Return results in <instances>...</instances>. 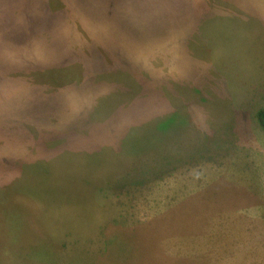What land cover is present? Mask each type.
Listing matches in <instances>:
<instances>
[{"label": "rangeland", "instance_id": "rangeland-1", "mask_svg": "<svg viewBox=\"0 0 264 264\" xmlns=\"http://www.w3.org/2000/svg\"><path fill=\"white\" fill-rule=\"evenodd\" d=\"M114 2L134 14L72 0L59 17L66 72L35 42L0 41V122L44 81L50 96L60 81L74 91L72 72L98 74L66 102L88 116L67 144L0 125V159L46 170H0V264H264V0H102ZM34 5L18 0L11 15ZM137 22L141 39L123 27Z\"/></svg>", "mask_w": 264, "mask_h": 264}, {"label": "trees", "instance_id": "trees-1", "mask_svg": "<svg viewBox=\"0 0 264 264\" xmlns=\"http://www.w3.org/2000/svg\"><path fill=\"white\" fill-rule=\"evenodd\" d=\"M17 1L18 0H0L1 43L6 44L7 47H11L13 49H20L22 48V45H32V43L35 42L40 47H42V51L46 55L54 58V65H49H52L50 67L52 70L57 69V71L60 73L66 72V69L71 64L72 56L62 55L61 43L63 41V38H57V32L53 27L55 26V24L59 23V17L67 14L68 8L73 6L71 4L72 0H34L35 5L32 7L34 8L33 10L36 11L35 15L21 16L18 19H14L11 15V11L14 7L13 5H15ZM73 2L79 6L89 8L90 10H99L109 16L116 15L117 17H119V19H121L122 22H124L122 20V17L126 16V18L128 19L129 16L134 14L133 4L129 6V9L127 4L126 10H128L127 12H123L119 10L118 7L116 8V2H114L115 7L112 5L113 3L107 6L103 5L102 0H73ZM64 5H66V8L64 7ZM121 8H123L122 5ZM98 17L99 16H96L95 18L98 19ZM9 20H11L12 23H9ZM141 24L137 22L132 25H128L127 28L126 24L123 23V27L126 28V30H133L137 37L140 38L141 32L144 28L143 26H145L144 24H142L143 26ZM12 31L17 32L16 40L19 39L20 36H22V42L13 41ZM47 46H49V48ZM59 60L61 61L59 62ZM88 70L91 72L90 69ZM90 72H87V70L72 72V82L70 83H72L74 91L72 89H69L63 81L57 83L58 78L55 77L53 79L51 77L50 82H52L53 84H55L56 82L60 89H62L57 91L55 94H52L50 96L46 95L48 89L46 90L43 88V85L46 83V81L39 85V88H41V90L39 91H37V88L33 91L26 90L25 95L32 94L26 96V99L30 103L22 100L21 105L18 102L12 103L10 101L7 113L5 115H2V119L0 122L1 129L7 128L8 130H11L15 129V127H18L19 130H22V125L25 127L35 126L41 128L42 130L45 129L46 131H49L51 135L54 134L53 138H56L58 142H60L61 139H64V144H67L69 142V136L71 134L79 133L78 131L84 128L83 126H85V124L87 123L88 116L84 111L79 112L77 116H72V110L69 112L68 109L70 106H67L66 102H68L67 100H72V97L75 96L76 93L83 97L89 94L91 88L90 80L92 77L98 75L94 72H91L93 73L91 75ZM101 72L106 73L107 70L105 69ZM76 76L77 82H75ZM44 86L49 88V86L47 85ZM37 93L39 95H36ZM42 100L44 102L36 103ZM256 118L261 129L264 131V109L258 111ZM167 124L168 121L160 124L156 131L151 132L152 134L148 135L150 132L149 131L144 136H142L143 138L141 139V141H138L140 142L138 144L139 150H144V148H146V145H148L150 142L153 143L155 141H158L159 139H162L163 136L158 134V132L163 130ZM14 131H16V129ZM1 169L3 171H8V169H20V171L22 172L28 171L29 173L30 171H32V173L36 175H41V170L44 171L41 164L38 165V163L27 162L26 158L23 156L20 157L19 154L15 156H6V158L4 157V159H0V170ZM7 214L8 211L4 214L5 224L7 220L12 222V218L16 217L11 212L9 215ZM9 240L10 239H8V241ZM21 250L12 252L18 255L13 259L21 258L19 257V253ZM55 254L56 251L54 249V255Z\"/></svg>", "mask_w": 264, "mask_h": 264}]
</instances>
